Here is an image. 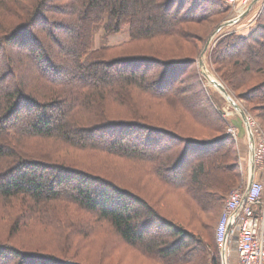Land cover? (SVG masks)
<instances>
[{
    "label": "trees",
    "instance_id": "obj_1",
    "mask_svg": "<svg viewBox=\"0 0 264 264\" xmlns=\"http://www.w3.org/2000/svg\"><path fill=\"white\" fill-rule=\"evenodd\" d=\"M56 1L0 0V201L21 207L22 226L30 220L53 225L57 203L79 205L157 264H219L216 240L213 246L204 236L206 220L219 215L228 192L243 179L227 121L191 70L207 42L194 34L193 25L212 23L227 6L222 0H61L62 8ZM56 14L67 22L57 23ZM99 27L105 35L127 28L130 39L96 49ZM156 38L177 40L181 52L144 53L148 39ZM211 65L264 121V13L246 34L222 35ZM155 67L159 72L153 73ZM136 93L167 108L172 120L160 124L155 114L158 125L108 119L93 125L96 112L106 115L126 99L132 103ZM191 100L196 106L189 107ZM26 140L148 163L154 180L180 197L204 232L169 220L155 206L67 166L68 161L37 159L24 150ZM50 258L0 240V264H51Z\"/></svg>",
    "mask_w": 264,
    "mask_h": 264
},
{
    "label": "rangeland",
    "instance_id": "obj_2",
    "mask_svg": "<svg viewBox=\"0 0 264 264\" xmlns=\"http://www.w3.org/2000/svg\"><path fill=\"white\" fill-rule=\"evenodd\" d=\"M252 1L253 0H234L229 2L228 0H222L229 11L222 17L215 19L212 23L208 22L202 25H193L194 34L208 41L213 31L218 28L217 26L220 22L223 24L238 18L247 10ZM56 2L61 7L65 6V3L61 0H57ZM262 3L263 2L257 6L255 5L251 12L240 20V23L223 29L213 40L210 48L205 53L204 61L208 70L220 82L222 81L215 73V67L211 65V51L213 47L225 33L238 32L239 34H246L254 27L259 16L264 13V3ZM217 20L220 22L218 21L217 24H215ZM56 22L64 24L67 21L65 17L58 16ZM214 24L216 26H214ZM221 24H219V26ZM204 30H210L212 32L206 34ZM61 33L62 31L60 32L59 30L57 35ZM201 37H196V39ZM129 39V31L127 28L119 34L105 35L103 28L99 27L95 31L94 47L100 49L106 46H119L129 41ZM145 44L146 50L144 53H148L151 56L154 55V57L177 55L181 52L178 41L173 38L148 39V42ZM182 45L184 46V44ZM188 46L189 45L185 44V47ZM53 49L49 50L54 58ZM120 52V50L114 51L111 53V56H118ZM199 60L200 58L197 59L196 65L191 70V73L199 78L197 83L200 81L203 82V84L201 83L203 87H200H206L208 90V92H204V94L207 96L209 94L215 104L220 108L222 117L227 121L226 132L228 133L230 128H234L237 132V139H233L235 141L243 183H238L228 192L226 197L227 201L229 194L236 188L245 184L247 180L250 150L249 141L245 124L241 116L226 98L202 75V71L198 64ZM154 72H159V69L155 67L153 69V73ZM225 87L227 88L226 85ZM197 91L199 90L196 89L190 94H195ZM228 92L234 100L245 109L248 117L257 122L258 127L264 132V121L258 119L255 114L251 113L246 104L238 99L235 92L229 90ZM190 102L189 107H194L197 104L195 100H191ZM155 114H160L158 118L154 117L155 120L161 122L160 124L169 118V121L172 120V115H170L167 108L164 110L162 106L151 101L145 94L136 93L134 94L132 103H129L128 99H126L124 105L109 108L106 115L96 112V115L99 116L95 119L93 125L107 119L111 121L142 120L140 122L152 124ZM203 114L206 115V112ZM188 124L190 123L188 122ZM152 125L158 124L154 122ZM146 132L149 134L148 131ZM152 134L154 139L160 137V135L154 134V132L150 133V135ZM24 143L27 144L24 150L33 154L37 159L42 158V160L54 163H62L64 160L68 161L69 163H66L67 166L76 170H81L96 178L100 176V178L109 180L117 184L122 191L140 198L146 204L149 203L155 206L157 210L167 216L169 220H173L178 224L188 227L190 230L204 232V227L201 226L197 218L192 219L189 210H187L188 207L183 204L180 197L159 183V181L154 180L153 176H151L148 171V163L146 162L91 149H69L63 144L55 141L26 140ZM138 145H140V143ZM224 207L225 204L222 206L219 215L215 219L211 218V220H206V233L204 236L208 234V241L213 246L217 243H215L216 229ZM20 209L21 207H9L5 202L0 201V240L6 242L9 246L20 247L31 253L40 252L43 255H49L52 260L51 264H157L152 260H148V255L127 244L109 222L99 219L96 214L89 212L79 205H73L67 202L57 203L53 208V225L30 220L26 226H22V223H17V214L20 213ZM135 209L136 211L140 210L137 207ZM141 213H143V211ZM25 216H27V213H25ZM204 239L207 241L206 238ZM213 246H211V248H213ZM207 264H209V262H207Z\"/></svg>",
    "mask_w": 264,
    "mask_h": 264
},
{
    "label": "built area",
    "instance_id": "obj_3",
    "mask_svg": "<svg viewBox=\"0 0 264 264\" xmlns=\"http://www.w3.org/2000/svg\"><path fill=\"white\" fill-rule=\"evenodd\" d=\"M247 119L254 136V179L248 189V164L245 184L227 198L216 229L220 264H264V132L248 115ZM228 133L237 139L234 128Z\"/></svg>",
    "mask_w": 264,
    "mask_h": 264
},
{
    "label": "water",
    "instance_id": "obj_4",
    "mask_svg": "<svg viewBox=\"0 0 264 264\" xmlns=\"http://www.w3.org/2000/svg\"><path fill=\"white\" fill-rule=\"evenodd\" d=\"M260 0H253L252 3L250 4V6L247 8V10L240 15L238 18L231 20L229 22L223 23L220 26H218V28L213 32V34L210 36L209 40L207 41L204 50L202 52V55L200 57V60L198 61L199 67L202 71V75L209 81V83L214 86L225 98L226 100L231 104V106H233V108L235 110H237V112L239 113V115L241 116L244 124H245V129L248 135V140H249V174H248V189L251 186L253 179H254V136H253V132L251 129V126L248 122L247 119V113L245 111V109L234 100V98L230 95V93L228 92L227 88L225 87V85L220 82L214 75H212L210 73V71L208 70V67L204 61V55L207 52V50L210 48L213 40L217 37V35L225 28L227 27H231V26H235L236 24H238L240 22V20H242L246 15H248L251 10L253 9V7L259 2ZM239 211L236 213L238 214ZM223 257H225V248L223 250Z\"/></svg>",
    "mask_w": 264,
    "mask_h": 264
},
{
    "label": "crops",
    "instance_id": "obj_5",
    "mask_svg": "<svg viewBox=\"0 0 264 264\" xmlns=\"http://www.w3.org/2000/svg\"><path fill=\"white\" fill-rule=\"evenodd\" d=\"M243 121V120H242ZM244 123V122H243Z\"/></svg>",
    "mask_w": 264,
    "mask_h": 264
}]
</instances>
